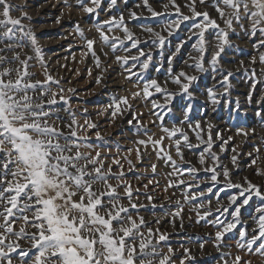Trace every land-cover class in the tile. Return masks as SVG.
<instances>
[{"label":"snow or ice","instance_id":"obj_1","mask_svg":"<svg viewBox=\"0 0 264 264\" xmlns=\"http://www.w3.org/2000/svg\"><path fill=\"white\" fill-rule=\"evenodd\" d=\"M50 7L59 10L58 25L73 11L106 14L87 30L74 22L69 35L81 41L80 62L91 57L86 72L95 85L107 87L113 65L102 56L108 58V49L136 89L122 86L128 95L113 90L96 113L111 123L125 120L135 147L120 157L117 144V156L109 155L111 146L87 107L72 106L78 90L65 89L49 71L27 2L0 0V264L264 262V136L256 139L257 127L240 116L247 105H259L253 111L264 130V89L256 97L264 84V0H136L132 7L128 0H54ZM14 11L20 14L14 17ZM37 64L42 79L31 71ZM237 73L248 82L243 103L234 95ZM205 76L212 82L201 88ZM138 100L150 105L157 132L143 121ZM224 107L235 113L231 127L216 121ZM233 129L244 143L254 141L248 151L238 150ZM133 151L143 173L129 158ZM186 152L197 158L195 164ZM147 153L157 162L144 164ZM158 162L169 169L163 190L181 194L174 203L170 196L168 206L158 205L152 194L160 187ZM247 170L250 176H239ZM129 173L147 183L134 187ZM157 208L173 227L183 229L190 212V220L194 215V223L214 232L173 247L171 237L182 233L154 228L141 215H155ZM209 244L214 255L205 253Z\"/></svg>","mask_w":264,"mask_h":264},{"label":"rangeland","instance_id":"obj_2","mask_svg":"<svg viewBox=\"0 0 264 264\" xmlns=\"http://www.w3.org/2000/svg\"><path fill=\"white\" fill-rule=\"evenodd\" d=\"M26 2V10L32 17L31 26L35 29L39 37L40 45L45 50L47 61L50 62L49 71H51L57 78H62V86L65 89L69 87H74L78 90V98H74L73 100V108L82 110L83 108L87 107L92 119L99 124V131L105 137V142L110 145L111 148H115V150H111L109 155L117 156V144L120 146L121 149L119 156L123 157L128 155L126 150L128 148L135 147L133 143L135 139L134 131H129V126L127 125L125 120L121 118H117L114 123H111L109 122V119L106 116H97L96 113L99 111L100 106L108 102L110 96L113 94V90L119 92L120 95H128L129 91H121L122 86L130 91H136V89L133 87L132 83L125 81L123 75H120L121 69L113 63L114 57L108 49H105V51H108V58H104L102 56V59L105 61L106 64L113 65V67L109 68V72L106 75L107 87L95 85L92 77H89L86 72V68L92 66L91 57L86 58L84 62L81 63V50L79 47L81 41L79 37L69 35V33L73 32L74 22H79L81 26L85 30H87L89 28H92L93 23L97 20L105 19L106 14L104 12H100L98 16L87 17L83 16L78 11H73L71 18L65 15L63 23L58 25L55 23V17L59 15V10L57 8L50 7L54 0H47V3H45V0H12V3L21 6L24 5ZM135 3L136 0H128V7H132ZM121 7H123V4H121ZM65 12H67V9H65ZM19 14L20 13L16 11L12 13L14 17L18 16ZM24 23L29 24V21L25 20ZM87 34L90 36L94 35V29L92 30V32H88ZM64 36H67V39L62 38ZM235 42L240 43V41ZM69 44L72 45L71 53L67 51ZM243 47L247 48L248 45H243ZM188 50L189 49H186L185 51ZM97 51H100L99 48H97ZM73 54L76 58L75 61H73L72 58ZM236 56L243 58L241 57V54L239 52H236ZM65 57H67V59H65ZM60 65H67V68L60 67ZM226 67L235 68V65H226ZM75 69H79V75H76L74 73L73 70ZM31 71L36 73V78H43L41 75L42 70L40 69L38 64L34 68H32ZM93 75H95V72ZM66 81H71V83H67ZM211 82L212 81L210 76H205V78L200 82V87L203 88L204 85L210 84ZM233 86L235 89L234 95H240L241 101L243 103L242 94L248 91V82L246 77L237 73L236 79L233 80ZM262 89H264V84L258 86L256 91L257 98L260 97ZM134 103L138 111L145 113V116L142 118L143 121L149 125L152 131L157 132L158 129L152 127V125L150 124V121L153 119L151 116L148 115L150 105L143 106V101L139 100L135 101ZM259 107L260 106L256 104L247 105L246 114L245 112H241L240 114L241 122H247L248 124L257 127L259 136L256 137V139H259L260 136H264V130L259 129L260 118L256 117L253 111L254 109L259 110ZM175 114L178 115V109L176 110ZM168 120L172 121L173 117L169 116ZM216 121L220 124L222 128L231 127L232 124L235 122V113H230L229 109L227 107H224L219 110V112L216 114ZM230 134L235 137V143L239 145V151H248V144L254 142L250 140L248 141V144L244 143L241 137L235 136V129H233ZM92 139L95 140L94 133H92ZM223 155L225 157V162H227V158L230 153H225ZM129 158L133 161L134 164L137 165L138 172L143 173L145 171V166L136 160L135 151L132 152ZM189 160L193 161L192 163L195 164L197 158L193 156ZM150 162H157V160L154 154L147 153L144 164ZM161 163L162 162H158V165L160 166ZM159 166L158 174L160 175L161 173L159 172ZM148 171H150V169ZM239 174L240 176H250L251 172L250 170H247L241 171ZM130 178V182L133 184L134 187H138L142 183H146V179L135 180L134 178H132L131 174ZM166 194L167 199H169V192H167ZM255 260L257 259L253 258V262H255Z\"/></svg>","mask_w":264,"mask_h":264},{"label":"built area","instance_id":"obj_3","mask_svg":"<svg viewBox=\"0 0 264 264\" xmlns=\"http://www.w3.org/2000/svg\"><path fill=\"white\" fill-rule=\"evenodd\" d=\"M186 157L187 159L189 160L190 158H192L193 156L190 154V153H187L186 152ZM190 161V160H189ZM193 162V161H191ZM160 167V175L158 174V179L160 181V187L158 188H155L152 192L153 196H154V199L156 200L157 204H164L165 206H168V203H169V199H167V192H165L163 190L164 188V185H165V182H166V173L169 171V169L167 167H165L163 165V163H161V165L159 166ZM150 172V171H149ZM142 173V172H141ZM240 176V174H239ZM239 176L237 177V179L239 178ZM130 178V174L128 176ZM145 180V179H144ZM147 183V180L145 181ZM141 191H144V190H141ZM172 191L173 190H169V194H168V197H172V203L175 202L176 199H179L180 198V192L177 190L176 191V194L175 196H172ZM171 192V193H170ZM140 200L142 203L144 204H147L148 202L143 198V196L140 197ZM225 203L227 201H224ZM250 211V210H249ZM141 215H144L146 220L152 224V227H161L163 231L167 232V233H182V235H173L171 237V243L173 245V247H178V244L179 242L183 239V240H186L188 238H191L192 240H195L199 237H203V236H206L208 233L210 232H214V229L211 228L210 226H202V224H196L194 223V215H193V218L192 220H190L188 218L189 215H191L190 212H186L185 214V219H184V228L183 229H180L178 226L177 227H173L172 224L170 223H167L166 222V218L163 217L161 215V211L159 208H157L155 210V215L152 214L151 211H142L141 212ZM245 216H247V212L245 213ZM156 219H160L161 223L160 225H157L155 223H152L154 220ZM191 246L195 249L197 246L195 244H191ZM166 250V249H165ZM216 252L215 248L209 244V245H206V249H205V253L207 255H214ZM253 264H262V261L260 260H255V262H253ZM264 264V262H263Z\"/></svg>","mask_w":264,"mask_h":264},{"label":"crops","instance_id":"obj_4","mask_svg":"<svg viewBox=\"0 0 264 264\" xmlns=\"http://www.w3.org/2000/svg\"><path fill=\"white\" fill-rule=\"evenodd\" d=\"M111 149H112V150H115V148H111ZM108 162L110 163V161H108ZM122 162H123V164H124V168H125V170H127V169H128V165H127V163H126L125 161H122ZM114 170H115V169H114ZM129 174H130V173H129ZM128 176H129V175H128ZM128 180L131 181V178L128 177ZM141 190H144V189L141 188Z\"/></svg>","mask_w":264,"mask_h":264}]
</instances>
